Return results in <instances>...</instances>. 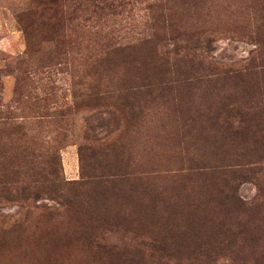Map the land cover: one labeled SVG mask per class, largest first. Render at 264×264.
<instances>
[{
    "label": "rangeland",
    "instance_id": "obj_1",
    "mask_svg": "<svg viewBox=\"0 0 264 264\" xmlns=\"http://www.w3.org/2000/svg\"><path fill=\"white\" fill-rule=\"evenodd\" d=\"M137 38L140 59L94 62ZM8 110L60 167L0 191V264H264V0H0ZM225 168L233 196L206 185Z\"/></svg>",
    "mask_w": 264,
    "mask_h": 264
},
{
    "label": "trees",
    "instance_id": "obj_2",
    "mask_svg": "<svg viewBox=\"0 0 264 264\" xmlns=\"http://www.w3.org/2000/svg\"><path fill=\"white\" fill-rule=\"evenodd\" d=\"M168 28L169 30L171 29L170 31L176 30V27L174 26H171V27L168 26ZM137 40L138 42L130 41L126 43L115 41L114 45H112L110 49L106 50L107 52L104 53V55H102V53H92L93 60L94 62H98V64L101 63V61L110 63L109 59L111 58V60L113 61L114 55L116 53H120L121 58H122L120 61L122 63L134 62L133 60L140 59V55H138L135 52L131 53L129 49H137V48H141L142 46L144 47V44H146L147 41H149V40H143L139 38H137ZM164 44L166 46L167 43H164ZM158 46H159V40L153 44L152 48L151 46H147L148 51L146 55H144L145 59L146 60L148 59L149 63L160 61L161 64H168L170 58L167 54L161 52L160 54L163 56L161 55L159 57L157 56ZM144 48H146V46ZM122 50L126 52H123ZM200 56H201V53H198L196 57H200ZM177 59L175 60L183 63V66H185V68L187 66L186 62L193 60V58L192 59L191 58H177ZM25 72L29 73L28 70ZM20 73H23V72H20ZM20 81H21V78L17 77V89L15 90V96L13 97V100L16 99L15 101L17 102V105L19 104L20 106H22L23 103L22 101H20L21 95L19 93ZM97 97H100L98 94V91H97ZM7 106H9V104ZM25 116L26 115H22V117H19L18 115H11V112L9 110L8 112L0 113V184H1L0 191L1 192H8L9 186L7 185V183L9 182V179L29 177L33 175L42 174L45 172H48L49 174H52V175H56L57 170H59V167H60L59 149L56 148L55 145L48 143L43 150H38L35 146H38L37 143L41 142L42 139L36 135L30 134V131L26 126L28 121L25 118ZM226 122H229V120H227ZM247 130H248L247 127L245 128L241 127L237 129L231 135L229 134L230 136L229 145H231L232 147L234 146V143H237L239 140L245 138L246 137L245 134ZM64 136L65 134H63L62 138ZM263 141H264V138H263ZM80 149L81 147L79 146V150ZM253 150L254 152H251V155L258 154L259 159L258 161L252 163V165L260 164L261 162L260 160L264 157V146L262 145L261 149L259 147V148H254ZM39 151H42V153H38ZM40 161H42V163L46 165L47 170L42 166L38 167V164L40 163ZM237 167H240V166H237ZM229 168H234V167L230 166ZM251 168H248V171H253L254 168H252V170ZM243 172L244 171L240 169L229 170L228 168H225L222 171H216L217 178H215L213 181L211 180V182L206 183V185L208 187L214 188L216 192L221 193L223 195L231 192L232 193L231 195L233 196L235 195L234 193L235 188H233V186L230 183H227L225 181V178L221 176L228 175L231 178L233 177L239 178L243 176ZM25 190L26 188H22L21 193L25 192ZM239 223L240 224H238V228L241 230H238L237 234L243 240H246L247 237H248V240H252L256 238L255 230L260 229V225H257L251 222L247 224V221L241 222V220L239 221ZM244 229H246L247 233L245 232ZM219 233L221 234V232ZM249 242L250 244H252V241H249ZM156 244L154 245L156 246ZM164 250L168 251V248L165 246L162 251ZM158 261L159 260H157L156 263L153 261H150L147 263L139 262L137 264H161ZM166 264H170V263L166 262ZM172 264H191V262L183 263L181 260H176V261H173Z\"/></svg>",
    "mask_w": 264,
    "mask_h": 264
}]
</instances>
